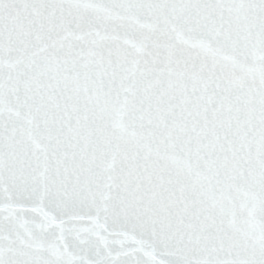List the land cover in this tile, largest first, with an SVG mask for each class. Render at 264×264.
Listing matches in <instances>:
<instances>
[{
	"label": "snow or ice",
	"instance_id": "6c2138e0",
	"mask_svg": "<svg viewBox=\"0 0 264 264\" xmlns=\"http://www.w3.org/2000/svg\"><path fill=\"white\" fill-rule=\"evenodd\" d=\"M0 264H264V0H0Z\"/></svg>",
	"mask_w": 264,
	"mask_h": 264
}]
</instances>
